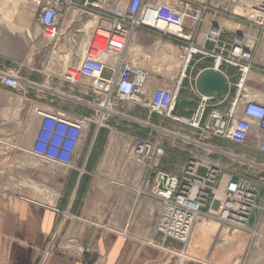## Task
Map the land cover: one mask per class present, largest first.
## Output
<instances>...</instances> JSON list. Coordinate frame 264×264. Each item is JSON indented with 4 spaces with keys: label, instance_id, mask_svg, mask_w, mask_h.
Listing matches in <instances>:
<instances>
[{
    "label": "built area",
    "instance_id": "obj_1",
    "mask_svg": "<svg viewBox=\"0 0 264 264\" xmlns=\"http://www.w3.org/2000/svg\"><path fill=\"white\" fill-rule=\"evenodd\" d=\"M21 2L34 10V24L40 28L46 45L58 42L60 25L68 13L76 14L79 21H84L83 17L98 21L88 44L70 50L79 63L66 66L61 75L64 83L77 87L84 95L86 100L79 102L82 106H91L94 116L66 112L49 105L34 108L33 114L39 119V125L32 155L44 164L59 168V175H67L74 169L90 128H106V113L100 109H107L113 100L131 103L148 109L150 115L187 126L198 137L196 142L189 141L192 149L181 152L185 158L177 174L160 167L168 153L165 143L142 137L132 140L128 160L144 167L143 181L152 182L151 194L157 204L153 231L162 242H154L152 246L164 248L177 244L185 247L192 229L207 215L223 224L245 227L260 209L258 183L262 179L257 172L233 174L235 178L225 174L220 162L211 157L214 149L203 141L217 138L236 145H250L264 156V105L242 95L258 38L249 33H238L231 41H225L222 39L223 28L210 24L204 43L198 44L195 32L203 22L202 15L210 12L214 16L226 15L243 22L248 30L257 29L259 36H264V0H118L108 14L102 12V2L98 0ZM236 10L241 13L236 14ZM139 31L159 36L152 44L154 55L162 52L163 44L169 46L167 51L171 55L175 50L179 66L174 81L151 88L155 79L152 72L140 66V56L128 53V46ZM149 56L143 54L142 57ZM205 61L211 62L206 69L224 76L228 86L226 93H230V83L222 67L233 68L239 75L235 98L227 115L212 109L222 102L212 105L216 101L214 97L202 94L197 88L198 78L204 70L195 73V68ZM19 75L17 68L0 70V82L6 88L18 90L22 83ZM184 91L191 100L196 98V106L188 118L175 114ZM89 96L93 104H90ZM53 249L60 252L71 247L54 248L50 244L37 264H44Z\"/></svg>",
    "mask_w": 264,
    "mask_h": 264
},
{
    "label": "crops",
    "instance_id": "obj_2",
    "mask_svg": "<svg viewBox=\"0 0 264 264\" xmlns=\"http://www.w3.org/2000/svg\"><path fill=\"white\" fill-rule=\"evenodd\" d=\"M98 1L102 2V12L108 14L115 8L118 0ZM10 15L12 19L8 21ZM34 17V10L26 5L20 6L18 0H0V70L18 68L20 79L26 83L23 86L27 91H46L45 86L49 85L55 88L51 90L57 92V95L45 102H40V97H37L38 101L34 102V105L38 104L36 107L46 108L45 106L49 105L66 112L86 114L79 102L86 98L78 88L69 89L66 99H62L59 90L67 89L61 78L62 73L56 78L58 83L49 84L45 80L42 82L40 69L41 61L58 59L56 51L61 58L75 60L74 52L70 50L81 49L83 45L88 44L90 33L98 23L97 18L83 17L84 21H79L76 14L68 13L60 25L58 42L46 45L40 28L34 24ZM202 17L203 22L195 32L198 44L204 43V36L209 31L210 24L223 28L222 39L225 41H231L238 33H249L258 38L252 54V69L246 76L242 95L247 96L248 100L264 105V36H259L257 29L248 30L243 22L240 23L226 15L214 16L209 12L204 13ZM147 38L150 39L149 36L143 35L138 36L137 40L142 42L141 39ZM164 45L162 49L167 51ZM131 46L130 43L128 53L140 56V64H147V67L160 66L161 70L166 71L162 58L167 57V52H163L160 57L146 59L142 57V47ZM151 48L152 45L145 53L154 55ZM209 63L211 62L205 61L197 64L195 73L205 70ZM161 70H156L155 73H160ZM222 72L229 80L230 93H226V83V91L222 92L212 105L222 103L212 109L227 115L235 98V85L239 75L235 69L225 66L222 67ZM40 80L42 83H39ZM166 82L155 78L151 88L163 86ZM3 88L6 87L0 82L2 126L7 124L4 114L9 111V98ZM189 97L187 91L182 93L181 99L190 101L189 111L178 108L175 112L177 116H191L196 99L191 100ZM110 106H113L112 102ZM104 111L106 110L103 109V113ZM124 113L117 114V117L108 122V126L111 123L113 127L107 130L112 131L101 144L100 132L104 128H90L80 150L79 159L67 175H59V168L55 166H52L47 174L42 171L33 173L37 178H44L43 185L51 198L47 203L30 199L21 193L19 181H15L16 187L15 182L9 179L8 174L12 170L8 169L6 160L8 153L23 160L35 158L31 148L39 119L33 116L34 133L29 146L22 148L19 144V147L12 151L8 148L10 143H19L20 127L18 134L11 140L0 132V264H37L38 258L50 244H53L54 248L63 246L71 249L60 252L53 249L44 264H264V171L259 168H256L257 175L262 182L258 183V189L259 192L263 190V195L257 201L260 209L252 215V224L248 222L245 227H235L210 217L206 219L210 223L209 227L192 232L191 237L197 245L192 252L185 254L186 248L177 244H174L173 248L152 246L154 242H162L160 236L153 231L157 204L151 194L152 182L143 181L144 167L132 164L128 160V154L132 140L137 137L135 132L132 133V127L139 125L154 128V121L149 120L147 113L140 112L133 106ZM90 135L91 138L88 139ZM146 139L153 138L148 135ZM223 141L225 142L222 143ZM223 141L215 138L214 143L223 145L230 154L244 163H251L255 157L264 158L250 145ZM249 143L254 145L251 139ZM169 157H172V160L168 162ZM184 158L185 154L181 152L172 155L167 153L160 167L170 172L173 169L180 172ZM173 162H178V166ZM234 162L237 165L231 164L230 167L223 168L225 174H231L233 178V174L243 173V163ZM259 171L263 174L259 175ZM64 214L66 217L61 224V215L64 218ZM210 228L212 231L205 234ZM59 235L64 242L56 245Z\"/></svg>",
    "mask_w": 264,
    "mask_h": 264
},
{
    "label": "rangeland",
    "instance_id": "obj_3",
    "mask_svg": "<svg viewBox=\"0 0 264 264\" xmlns=\"http://www.w3.org/2000/svg\"><path fill=\"white\" fill-rule=\"evenodd\" d=\"M207 1H210V0H207ZM216 3H217V1H215V4ZM18 4H20V6L24 5V4H22L21 0H18ZM236 12H237L236 14L240 13L237 10H236ZM11 19H12V15H10V17L8 18V21H10ZM143 35L149 36L150 39H148V38L145 40L141 39L142 42H139L137 40V37L143 36ZM25 37H26V33H25ZM158 38H159V36L156 34H151V33L144 32V31H139L138 35H135L133 38L131 48H134V46H140V47H142L143 54L145 55L146 50H150L151 45ZM164 47L168 48L169 46L164 45ZM164 49L165 48L162 49L161 53H157L156 55H150L147 58L160 57L163 52L164 53L167 52V56L169 57V54H170L169 51H164ZM58 53H59L58 51L55 52V55L58 58L57 60H50L47 62L41 61L40 77L42 79V82L45 80V81H48L49 84H50V82H54V84L58 83L56 78L60 77L61 73L63 72V70L65 69L66 66L77 65L79 63V61H76L73 59L68 60L66 58H61L58 55ZM174 55H175V50L172 53L171 59H169L167 57H166L167 60H166V58H162V64L164 65V68L166 69V71L161 70L162 67H160V66H158V67H155V66L147 67L146 66L147 64L142 65L144 63L140 64L141 62H139V60H138V62L140 64V66H142L144 69L152 72L154 78H156L158 80L162 79L165 81H174L177 78V68L179 66V62L177 61V59L175 58ZM156 70H161V72L155 73ZM19 78H20V76H19ZM21 81H22V83L18 88L19 92H15L18 90H11L9 88H3L4 93H6L7 97L9 98V111L7 114H4V116H6L5 118L7 119V124H4L3 126L0 125V132L2 131L3 134L6 135V137L11 140L15 135L18 134V128L20 127V132H19V140L20 141L18 144L15 143V145L14 144L12 145V143H10V145L8 147L10 149V151L19 147V144L22 148L29 146L31 144V139H32L33 133H34L33 132L34 131L33 110L36 107V105H38V104L34 105V102L38 101L37 97H40V99H41L40 102H45V100H49V99H51L52 96L57 95V92H55L54 90H51L52 88L55 89L54 87H51V85L45 86L46 91L45 90H41V91L28 90L27 91L23 86L25 84V82L23 80H21ZM42 82L40 80L39 83H42ZM40 85H42V84H40ZM65 86L67 87V89L59 90L60 97L62 99H66V95H67L66 92H69V89H76L77 88V87L74 88V87L68 86L66 84H65ZM88 100H89L90 104H93L92 97L89 96ZM112 104H113V106H110L111 110L109 109V111H104V112H110L111 111L112 113H106L105 117L107 119L104 123L106 128H104L100 132L101 137H102V139L100 140V144L104 142V139H106V137H108V134L112 131V130L111 131L107 130V129H110V127H113L111 125V123H109V126H108V122H110L113 118L117 117L116 116L117 114H123L125 111L128 112V109L131 110L132 106L135 107L136 110H138L140 112L147 113V115L149 116V120L154 121V128H151L148 126H139L138 125L136 127H132L133 128V131L131 130L132 133L135 132V134H134L135 136L142 137V138L143 137L146 138L149 135L151 138H153L152 140H155V141L159 140L160 142L165 143L166 147L168 148V153L170 155H172L173 153H176V152L179 153V152L188 151V150L193 148V147L189 146L191 144L190 142L191 141L192 142L198 141L197 133H194L187 126L170 122V121L165 120L162 117L156 116L154 114L150 115L148 109L136 107V106L132 105L131 103H127V102H117L115 100L112 101ZM83 107L84 108H81V109L84 110L87 115L94 116L93 108L91 106H86V107L83 106ZM17 122H21V124H19ZM91 135L89 136L88 139L91 138ZM214 141H215V138H210V139L205 140L203 142L208 144V146H210L211 148L214 149L212 151L213 154H211V157L218 160L223 168L230 167L229 165H231V164L237 165V163L234 161H238L239 163L242 162L238 158H236L234 155L230 154V152L227 151L223 145L215 144ZM221 141H223V140H221ZM182 142H185L186 144L183 145ZM224 142L225 141H223L222 143H224ZM112 153H113V151H112ZM114 155H115V152H114ZM6 160L8 161V169L10 171L12 170V172H10V174H8V176L10 177L9 179L13 180L14 182L16 180L19 181L20 186H21L20 191L22 194H24L26 197H28L30 199L45 201L46 203L51 201L50 193L46 192L47 191L46 187L43 185L44 178L43 177L37 178L35 175H33V173H35L37 171H42L45 174H47L48 171H51L52 165L39 162V160H37V158H32V159L24 158V160H23L19 157L13 156L11 153H8ZM167 160L169 162V160H172V157H169ZM178 162L180 163V160H178ZM178 162H173V164L178 166ZM242 163H243V165H242L243 167H241V168H243V170H241V171L243 173L255 174V172H258V170H256V168L264 167V158L256 159V157H255L254 160H251V163H246V162L245 163L242 162ZM257 166H259V167H257ZM163 169H164V167H163ZM228 169H230V168H228ZM173 170H172L173 173H175V174L179 173L178 170H175V171H173ZM261 171H264V168ZM260 174H263V172L259 173V175ZM15 186L17 187L16 182H15ZM14 190L17 191L16 188ZM61 218H62L61 224H63L64 218L62 217V215H61ZM208 218H210V216H208V215L205 216L204 221L201 224L196 225L192 229L191 234L194 230H197L200 228L202 229V228L207 227V226L209 227L210 223H208L206 221V219H208ZM211 228L206 230L205 234L209 233V231H212V229H214V228H212V229ZM191 234H190L189 240L186 243L185 247H183V248H186L185 254H188V252H192V249L194 248V246H197V245H195L196 243H194V240H193V237H191ZM63 242L64 241H62V238L59 235L56 239V245L57 244H63ZM171 248H173V247H171Z\"/></svg>",
    "mask_w": 264,
    "mask_h": 264
},
{
    "label": "water",
    "instance_id": "obj_4",
    "mask_svg": "<svg viewBox=\"0 0 264 264\" xmlns=\"http://www.w3.org/2000/svg\"><path fill=\"white\" fill-rule=\"evenodd\" d=\"M197 88L200 92L206 96H214V100H216L222 92L226 91V81L224 76L212 69H206L202 72L197 81ZM196 98H194L195 100ZM189 100L180 99L178 101V107L185 112L189 111L188 105ZM263 190L259 192V196L262 197ZM254 221L253 216L249 219V224H252Z\"/></svg>",
    "mask_w": 264,
    "mask_h": 264
},
{
    "label": "bare ground",
    "instance_id": "obj_5",
    "mask_svg": "<svg viewBox=\"0 0 264 264\" xmlns=\"http://www.w3.org/2000/svg\"><path fill=\"white\" fill-rule=\"evenodd\" d=\"M134 37V36H133ZM132 37V38H133ZM132 41V40H131ZM131 43V42H130ZM130 45V44H129ZM167 48V47H166ZM167 55V54H166ZM167 58H169V59H171L172 58V55L171 54H169V57L167 56ZM109 106V105H108ZM109 108L110 107H108L107 109L106 108H101L100 110L102 111V113H103V109H105L106 111H109ZM105 113H108V112H105ZM105 113H103V114H105Z\"/></svg>",
    "mask_w": 264,
    "mask_h": 264
}]
</instances>
